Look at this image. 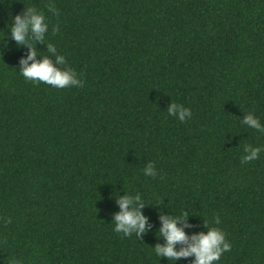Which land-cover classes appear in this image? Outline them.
<instances>
[{
    "label": "trees",
    "instance_id": "obj_1",
    "mask_svg": "<svg viewBox=\"0 0 264 264\" xmlns=\"http://www.w3.org/2000/svg\"><path fill=\"white\" fill-rule=\"evenodd\" d=\"M29 8L46 29L17 43ZM29 50L82 84L25 79ZM124 195L139 234L113 230ZM182 212L224 232L213 264H264V0H0V264H192L154 251Z\"/></svg>",
    "mask_w": 264,
    "mask_h": 264
},
{
    "label": "clouds",
    "instance_id": "obj_2",
    "mask_svg": "<svg viewBox=\"0 0 264 264\" xmlns=\"http://www.w3.org/2000/svg\"><path fill=\"white\" fill-rule=\"evenodd\" d=\"M13 24L10 26L11 36L17 43L26 42V32L31 30L37 40L41 39L42 33L46 29V24L43 23V17L36 14L31 8L27 9L23 16L17 14L13 17ZM49 52H54L55 48L48 45ZM36 53L34 50H29L27 56L21 60L23 67L20 72L25 79H30L33 82L41 81L50 84L54 87L61 88L68 85L80 86L82 80L77 78V73L74 69L65 66L58 67L64 62V56L57 55L55 63L49 58L42 57L40 60L34 59ZM30 61V63H29ZM169 115L175 114L177 119L183 122L185 114L189 113V108L182 107L178 103H170L167 108ZM244 122L253 128H260L261 125L257 119L249 114L244 117ZM256 147L245 146L242 162L256 159ZM146 175H155L154 167L149 162L144 168ZM140 197H130L128 195L119 198V211L114 214V231L122 232L125 236L131 232L137 234L145 230L146 217L142 215L139 205L136 207H129L133 200L139 201ZM185 214L182 212L180 216L164 215L160 217L161 225L159 232L163 235L165 243L163 245H156L154 251L157 256L163 255L176 260L178 257L193 256L192 264H213L218 260L220 254L230 249V243L225 239L224 232L216 226L208 227L207 231H200L192 234L190 237L186 236L181 227L178 226L177 221L184 219ZM215 224L219 223L217 217H213ZM177 242L184 246L179 249L175 248ZM10 264H21L16 259L10 260Z\"/></svg>",
    "mask_w": 264,
    "mask_h": 264
}]
</instances>
